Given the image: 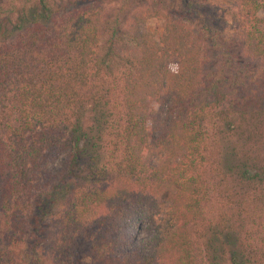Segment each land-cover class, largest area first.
<instances>
[{
    "label": "trees",
    "instance_id": "16d2710c",
    "mask_svg": "<svg viewBox=\"0 0 264 264\" xmlns=\"http://www.w3.org/2000/svg\"><path fill=\"white\" fill-rule=\"evenodd\" d=\"M104 1L0 0V264H264V0Z\"/></svg>",
    "mask_w": 264,
    "mask_h": 264
},
{
    "label": "rangeland",
    "instance_id": "374dc122",
    "mask_svg": "<svg viewBox=\"0 0 264 264\" xmlns=\"http://www.w3.org/2000/svg\"><path fill=\"white\" fill-rule=\"evenodd\" d=\"M143 1L145 2V1H149V0H143ZM104 2L106 3V6H107V8H108V10L110 12L114 11L113 10V0H105ZM134 7H137V6L133 5L131 7L124 8V11L121 12L122 20H124L126 18L127 14L129 12H131V10ZM141 8L143 9L142 6H141ZM142 29L144 31H146V32L151 33L153 35L154 39L157 40L160 37V35L162 34V31H163V21L158 19L157 17L156 18L147 19L145 21L144 25L142 26ZM176 63H177V60L175 58H172V57L169 58V60H168V70L170 72H174ZM64 159H65L64 155L59 156L51 164V166L48 167L49 172L55 173L56 171H58L60 169ZM157 219H158V217L153 212L147 213V216H146V218H144V220H143V222L141 224V227L139 229V232H138L139 234H138V237H137L138 240H141V239L145 238L148 235L149 228L151 226H153V224L155 222H157ZM85 263L89 264L86 260H85Z\"/></svg>",
    "mask_w": 264,
    "mask_h": 264
}]
</instances>
